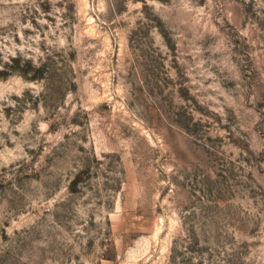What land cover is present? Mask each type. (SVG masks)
Returning <instances> with one entry per match:
<instances>
[{"label":"rangeland","instance_id":"374dc122","mask_svg":"<svg viewBox=\"0 0 264 264\" xmlns=\"http://www.w3.org/2000/svg\"><path fill=\"white\" fill-rule=\"evenodd\" d=\"M0 264H264V0H0Z\"/></svg>","mask_w":264,"mask_h":264}]
</instances>
